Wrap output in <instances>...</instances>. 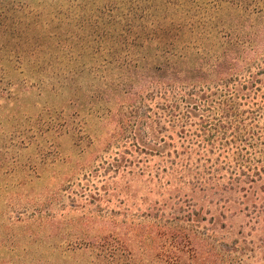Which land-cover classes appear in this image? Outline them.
Wrapping results in <instances>:
<instances>
[{
	"label": "rangeland",
	"instance_id": "374dc122",
	"mask_svg": "<svg viewBox=\"0 0 264 264\" xmlns=\"http://www.w3.org/2000/svg\"><path fill=\"white\" fill-rule=\"evenodd\" d=\"M18 1L0 264H264V0ZM174 20L195 30L169 51L150 30Z\"/></svg>",
	"mask_w": 264,
	"mask_h": 264
},
{
	"label": "trees",
	"instance_id": "16d2710c",
	"mask_svg": "<svg viewBox=\"0 0 264 264\" xmlns=\"http://www.w3.org/2000/svg\"><path fill=\"white\" fill-rule=\"evenodd\" d=\"M154 2V4L158 3V6L160 5V2H162V0H152ZM179 1V0H178ZM247 0H184L183 2L185 3H190L193 4V7H197V5L201 4V3H205V2H229L233 5L236 6H245ZM255 1V0H253ZM18 0H11L10 2L8 0H5V2H3L2 5H0V29H3L4 31H9L12 34H16L17 33V27L15 25V20H13L14 18H12L9 13H13L16 10V6H19L18 4ZM151 2V0H149V3ZM248 5V4H247ZM22 6V4H21ZM151 6H147V10L150 8ZM141 20V19H140ZM148 15H146L140 22V24H138L137 26H135V24L133 23H128V24H122L119 25L118 28H120L121 32L119 34L120 39L118 40V44L121 46L118 48H125V47H129L132 45H135L136 42H138V40H140L143 37V34L140 33V30L142 29L143 24L145 23L144 21H148ZM113 22L111 21V24ZM110 24V25H111ZM120 24V21H115L112 24V27L116 26ZM105 26L107 25V22H105L104 24ZM204 28H206L207 24H203ZM130 28V30H129ZM134 28H137L139 30H137V32L134 30ZM184 28V33L186 30H189L190 33H194L193 31L195 30V23H190V24H186V23H179L174 21H170L167 24H163V23H155L154 21H152V28H151V34L156 37L159 38L162 43H164L165 47L168 48V50L170 51L171 49H174L173 47L176 45L177 43L181 42V37H183L184 39V35H183V31H181ZM128 32V33H127ZM109 30L104 31L102 33L101 36V40L104 41L106 40V35H109ZM113 33V32H112ZM134 33V35L132 34ZM131 36V37H130ZM104 38V39H103ZM185 116V115H183ZM183 116H181V118H183ZM187 117V116H185ZM187 124V122L185 121V125ZM231 125L233 127H235V125H240L242 127V122L238 119H234L231 122ZM235 132V131H234Z\"/></svg>",
	"mask_w": 264,
	"mask_h": 264
}]
</instances>
